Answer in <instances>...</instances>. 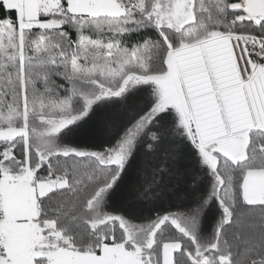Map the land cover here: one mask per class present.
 I'll return each instance as SVG.
<instances>
[{
  "label": "snow or ice",
  "instance_id": "1",
  "mask_svg": "<svg viewBox=\"0 0 264 264\" xmlns=\"http://www.w3.org/2000/svg\"><path fill=\"white\" fill-rule=\"evenodd\" d=\"M0 264H264V0H0Z\"/></svg>",
  "mask_w": 264,
  "mask_h": 264
}]
</instances>
